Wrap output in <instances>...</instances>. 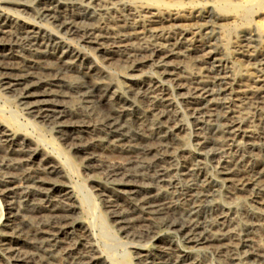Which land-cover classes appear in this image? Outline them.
<instances>
[{
  "label": "bare ground",
  "instance_id": "bare-ground-1",
  "mask_svg": "<svg viewBox=\"0 0 264 264\" xmlns=\"http://www.w3.org/2000/svg\"><path fill=\"white\" fill-rule=\"evenodd\" d=\"M222 2L0 0V93L91 184L0 110V264H264V26Z\"/></svg>",
  "mask_w": 264,
  "mask_h": 264
},
{
  "label": "rangeland",
  "instance_id": "rangeland-1",
  "mask_svg": "<svg viewBox=\"0 0 264 264\" xmlns=\"http://www.w3.org/2000/svg\"><path fill=\"white\" fill-rule=\"evenodd\" d=\"M220 5H221L220 8L221 9L223 8L222 10L225 9L224 11H232L234 13H239L243 15L244 17H246L247 19L244 21L245 23L243 22V23L236 24L235 26L231 27L232 38L237 36L238 34L241 36L243 32L252 30L253 28L256 30H259V32H261V30L263 29L261 27L264 26V0H237V1L236 0H226V2L220 3ZM239 30L242 32H239ZM77 46L78 48L82 49V46L76 45V47ZM238 68L245 69L244 66H241L239 64H238ZM107 73L113 78H116L118 80L121 79L120 77L121 73H119L114 68H108ZM78 83L84 84L83 80L80 77L78 79ZM86 86H90V85L86 84ZM96 91L99 94V96H102L105 93V89L103 87H97ZM98 99L99 98H97V103L99 101ZM0 108H1L0 110L6 109L5 116L7 118L16 119V120L18 119L17 121L18 122L20 121L21 122V123L19 122L20 124L24 123V126L26 127L27 131L29 130L31 133H34V136L35 137L37 136L36 138H41L44 140V142L48 146L44 143H41V142L40 143L43 145V147L46 146V148H48V150H50L63 163L68 177L70 176L69 179L71 180V183L73 187L75 188L76 194L78 195L80 201L84 202V200L86 199L84 196H82V193H87L88 190L91 189V184L89 181L84 179L82 172H81V167L77 164L73 156L70 153H68L66 150H62L63 148L61 147L59 142L54 139V136L50 132L45 131L42 128H35L32 125H30L28 120L20 115L22 113H21V110L17 107V104L14 101H8L6 96L3 95V93H0ZM99 110L104 111L106 110V108L99 107ZM7 114L9 115L7 116ZM91 201L93 203L90 205V208H92V211H95V212H92L91 215L96 216L95 218L97 220V225H99L97 228L93 227L92 232L95 233L99 241H102V236H101L102 231H100L101 230L100 224L104 223V220L105 219L107 220V217L103 213V206L101 204V201L98 198H94V199L91 198ZM86 209L89 210V206L84 207L83 218L85 222L89 223L92 216L86 211ZM0 212L4 213L3 203L1 201H0ZM0 229H1V225H0ZM118 253L119 255H121V257H119L118 260L121 261L122 264H133L129 256L122 257V254L124 253V248L122 246L118 247Z\"/></svg>",
  "mask_w": 264,
  "mask_h": 264
}]
</instances>
